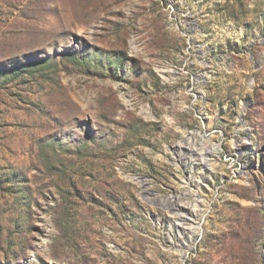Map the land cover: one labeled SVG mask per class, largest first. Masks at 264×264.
<instances>
[{"label": "rangeland", "instance_id": "1", "mask_svg": "<svg viewBox=\"0 0 264 264\" xmlns=\"http://www.w3.org/2000/svg\"><path fill=\"white\" fill-rule=\"evenodd\" d=\"M0 264H264V0H0Z\"/></svg>", "mask_w": 264, "mask_h": 264}, {"label": "bare ground", "instance_id": "2", "mask_svg": "<svg viewBox=\"0 0 264 264\" xmlns=\"http://www.w3.org/2000/svg\"><path fill=\"white\" fill-rule=\"evenodd\" d=\"M198 148V147H197ZM200 151H203V148L199 149ZM198 150V151H199ZM197 151V153H198ZM204 152V151H203ZM202 152V153H203ZM201 153V152H200ZM199 153V155H200ZM204 155V154H203ZM202 155V156H203ZM206 158V157H205ZM197 159V158H196ZM200 163L205 164L206 161H204V159H200ZM209 160V159H208ZM199 162V161H198ZM207 166V165H206ZM190 176V174H189ZM192 177V176H191ZM189 177V182L192 181V178ZM189 191V189H188ZM186 192V191H185ZM189 193V192H188ZM187 193V195H188ZM199 193V192H198ZM149 194V193H148ZM182 194V193H181ZM180 194V195H181ZM184 194V193H183ZM194 194V193H193ZM179 195V194H178ZM166 196L164 198H160L157 199L159 201V203L165 207L167 209V211L169 213H171L172 217H173V221H174V229L178 232H186L188 234H192L196 231V229L198 228L197 226V222L196 219L193 217V210L192 208L186 206L183 202V199L178 196ZM196 195V194H195ZM192 197V195H191ZM190 198V197H189ZM197 199H195L196 202ZM177 233V232H176ZM179 235V234H177ZM176 240V239H175Z\"/></svg>", "mask_w": 264, "mask_h": 264}]
</instances>
